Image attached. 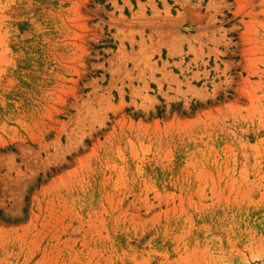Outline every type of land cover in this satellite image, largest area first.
Wrapping results in <instances>:
<instances>
[{"label":"rangeland","instance_id":"rangeland-1","mask_svg":"<svg viewBox=\"0 0 264 264\" xmlns=\"http://www.w3.org/2000/svg\"><path fill=\"white\" fill-rule=\"evenodd\" d=\"M0 264H264V0H0Z\"/></svg>","mask_w":264,"mask_h":264}]
</instances>
